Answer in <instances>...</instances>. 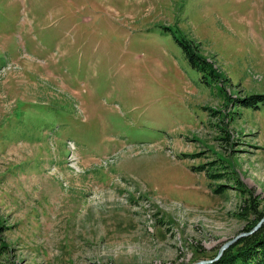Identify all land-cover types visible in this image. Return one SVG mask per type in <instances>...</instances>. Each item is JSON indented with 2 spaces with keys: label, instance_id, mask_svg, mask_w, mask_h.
Segmentation results:
<instances>
[{
  "label": "rangeland",
  "instance_id": "1",
  "mask_svg": "<svg viewBox=\"0 0 264 264\" xmlns=\"http://www.w3.org/2000/svg\"><path fill=\"white\" fill-rule=\"evenodd\" d=\"M258 211L264 0H0V264H191Z\"/></svg>",
  "mask_w": 264,
  "mask_h": 264
},
{
  "label": "trees",
  "instance_id": "2",
  "mask_svg": "<svg viewBox=\"0 0 264 264\" xmlns=\"http://www.w3.org/2000/svg\"><path fill=\"white\" fill-rule=\"evenodd\" d=\"M185 51L189 55L190 61L192 59L194 61L198 60V56L192 53L191 49L186 48ZM254 97L260 98V95L249 96V98ZM247 100L248 98H244L242 101L243 103H246ZM243 209L247 210L248 212H253L255 210L253 202L246 201ZM256 215L257 216L253 218L251 224L245 227V232L249 231L264 214L258 211ZM0 246L3 247L4 245L1 244ZM213 257L214 253L208 256L196 258L194 257L191 262H196L198 260L204 259H212ZM202 264H264V220L252 232L243 235L230 243L221 252L220 256L217 259Z\"/></svg>",
  "mask_w": 264,
  "mask_h": 264
},
{
  "label": "water",
  "instance_id": "3",
  "mask_svg": "<svg viewBox=\"0 0 264 264\" xmlns=\"http://www.w3.org/2000/svg\"><path fill=\"white\" fill-rule=\"evenodd\" d=\"M263 220H264V216H262V217L257 221V223H256V224H255V225H254L249 231L238 233V234L235 235L233 238H231V239H229L228 241H226L225 243H223V244L221 245V247H219L218 252H217V254L215 255V257H214L213 259L200 260V261H197V262H194V263H191V264H202V263H208V262H210V261H212V260L217 259V258L220 256L222 250H224V248H225L226 246H228L230 243H232V242H233L234 240H236L237 238H239V237H241V236H243V235H246V234H249L250 232H252L254 229H256V228L261 224V222H262Z\"/></svg>",
  "mask_w": 264,
  "mask_h": 264
}]
</instances>
